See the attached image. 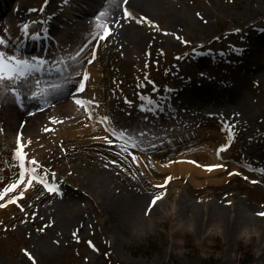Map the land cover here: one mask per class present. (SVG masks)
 I'll return each mask as SVG.
<instances>
[{"label": "rangeland", "instance_id": "1", "mask_svg": "<svg viewBox=\"0 0 264 264\" xmlns=\"http://www.w3.org/2000/svg\"><path fill=\"white\" fill-rule=\"evenodd\" d=\"M48 2L45 10H50L57 4V0ZM174 2L171 12L174 14L185 12L190 15L189 20L179 26H167L161 19L159 20L163 22L155 21L153 28L157 33L152 36L151 44L146 46L140 56L132 54L128 57L123 45L116 44L110 37L99 46L96 53L98 52L99 56L97 65L101 71V91L104 93L100 96L103 114L109 119L112 128L118 131L154 135L149 127L152 124L144 122V114L138 106L140 101L137 100V95L145 88L142 83L145 79L150 81L153 79L157 86L169 84V88L176 89L183 78L193 80L196 76L198 82H201L211 73L221 72L220 77L225 76L224 79L221 78L223 83L227 81L226 77L231 81L227 89H234L241 93L239 96L252 99L250 102L254 106L252 108L254 120L239 113L235 116L237 111L232 103L225 104L229 105L228 108L222 105L220 109L214 107L215 105H208L202 109L204 115H194L197 110H201L195 105L194 110L184 107L180 112L188 111L186 113L190 116L188 122L204 125L210 123L211 129L217 131L227 122L233 127L230 134L226 132L231 142L229 149L231 155L226 160L229 163L227 170L213 176L210 185L201 188L184 179H178L176 184L171 185L167 179L164 181L168 174L156 173V176L151 177L138 162L134 161L133 149L129 148L121 155L122 143L126 144L124 141H117L115 144H109L106 139L98 141L97 132L88 138L80 137L73 140L61 138L53 143L52 149L46 144L43 147V143L40 147L32 145L35 152L42 149L37 159L40 174L47 172L49 183L60 188L66 187L67 192L61 195L57 191L49 192L39 182L34 181L31 187L20 186L19 190H23L25 195L18 198V203L9 202L11 194L0 201V205H3L0 206V264H264V241H260L259 232L246 230L236 238L229 239L223 233L222 227L214 223L204 224L201 231H195L193 223L189 221L190 218H186L188 215L186 209L183 208L184 204L190 211L197 207L201 210H213L215 206L239 205L241 208L253 210L258 215L264 213V172L261 171L264 169V155L255 153L259 149L255 135L260 127L264 128V124L261 123L264 122V48L252 46L253 40L264 35V0ZM41 3L42 0H15L11 7L20 4L24 13L22 23L30 20L32 29L38 31L40 26L35 23L38 22L37 18L43 17L40 12ZM35 7L38 8L37 11ZM43 7L44 5L41 8ZM124 7H120L123 13ZM4 17L5 15L0 16V36L4 37L6 43L0 44V49L6 54L9 53L8 55H13L11 44L14 38L10 24L2 23ZM71 22L73 20L66 25L65 21H60L59 25H63L64 28L59 29L57 34L65 50L72 46L71 44L75 45L73 51L70 49L71 53L80 50L83 43L94 42L98 38L97 32L101 34L102 30L97 28L100 23L92 22L88 25L85 17H80L75 23ZM236 28H239V33L234 34ZM17 35L20 36L21 31L17 32ZM248 40H251L250 44ZM197 41L208 44L214 42L216 49L220 53L223 52L220 58L229 63L223 65L221 69L211 65L204 67L198 63L196 53L201 44L194 52L188 53L186 49L188 45ZM230 43L232 46H248L249 50L245 52V57L248 61L255 59L250 62L257 65L256 69L248 71L245 66L235 72L233 60L237 63L240 59L231 56L228 51H223ZM181 52H184L185 57L181 56ZM255 70H259V73H254L256 75L253 74ZM173 71L175 81L178 82L175 84L169 80V74ZM240 74L248 76L243 79L240 78ZM213 85L211 89H221L216 84ZM58 104L55 103L52 107ZM3 108L0 100L1 135H4L5 128H8L7 114L4 115ZM40 114L48 113L46 110L40 111L36 116ZM26 118L18 119L17 124H23L16 131L19 137L25 136L24 128L31 117ZM32 120L29 124L35 125L39 122V127L50 131V126L53 125L57 129L64 119ZM251 127H258L255 135ZM204 129L203 127L202 130ZM155 131L160 135L161 130ZM108 137L113 138L110 134ZM138 138L140 136H137ZM135 154L137 160V156L142 153L136 151ZM3 160L10 163L8 169L13 172V175L8 177L2 175L3 172L0 170V184L6 186L18 176L17 161L16 156L4 157ZM151 160L152 158L147 156V163H151ZM165 161L164 156L161 162ZM235 162L238 164L237 170H233ZM99 169L110 174L111 188L118 196L125 198V202L122 201L121 204L123 217L134 213L133 209H129V205L136 197H143L149 200L148 202H151L154 196L161 197L156 202L157 209L151 210L150 207L147 214L142 210V214L147 215L146 218L149 220L145 230L138 234L121 236L122 227H115L113 222L108 220L103 204L97 205L92 201L81 180L83 176ZM3 176L5 178H2ZM209 178L212 179L211 176ZM202 179L205 180L204 177ZM160 185L163 187H159ZM70 192L77 197L72 209L78 205L80 224L72 234L69 233L68 238L52 240L51 246L50 242L46 243L49 241L47 230L51 228L49 209L58 197ZM260 216L264 218V215ZM120 236L124 241H118ZM25 249L32 253L35 260L27 255Z\"/></svg>", "mask_w": 264, "mask_h": 264}, {"label": "bare ground", "instance_id": "2", "mask_svg": "<svg viewBox=\"0 0 264 264\" xmlns=\"http://www.w3.org/2000/svg\"><path fill=\"white\" fill-rule=\"evenodd\" d=\"M5 1L6 0H4V2ZM77 1H81L83 4L82 9L78 13V17H85V19L88 20V25L94 21H97L96 17L101 12L105 13L99 21L102 24H107L111 27V35L113 37L112 39L115 40L116 44L123 45V49L125 50V53L128 57H130L132 54L137 55V57L140 56L141 52L144 51L146 46L151 44L153 38L152 36L157 33V31L153 28V25L156 22H163L161 20H164L167 26H179L186 24L190 17V15L188 16V14L185 12L178 14L171 12V8L173 7L175 0H127L126 7L131 9L130 12L133 14L132 16H128L125 12L123 13V10H120L121 6H125L123 0H116L115 3H113V0ZM91 2L94 3L91 4ZM68 14H72L70 13V10L68 11ZM4 15L6 16L4 19H2V23L5 25L10 24V30H12V34L17 35V32H20L24 27V23H22L24 19L22 7L20 4H16L15 7L9 11V13L6 12ZM145 17L149 18L154 23L151 25H149L146 21L141 23ZM47 18L49 19L46 22V28H44L46 30V36L44 35V39L46 40L51 37L50 34H55L58 32V26L54 24L55 19L53 13L49 14ZM64 20L67 21L66 18H64ZM18 24H20V27L17 28ZM65 24L67 25V23ZM15 26L16 29L14 30ZM234 32V34L239 33V28H236ZM30 41L39 42L40 39H31L28 34H24V38L20 36L15 40V44H17L16 49L18 47H30L28 44ZM252 46L264 48V35L253 40ZM80 47L81 49L84 48L85 44L83 43ZM70 49H74V46L66 50V55L64 58L69 56L73 57V59H71L72 62H69L70 66L67 65L69 67V71L71 70V75L69 74L71 76V80L73 82H80L82 73L84 71L89 73L86 89L78 97L88 102L93 116H88V107L83 108L82 106L75 103L73 100L74 97L72 95H70L71 97L68 99V93L63 91L58 95H60L61 98H65L67 100L47 109L46 112L48 114H40L35 117H33V115H28L31 117L28 118V120H30L29 123L33 121V118H38V121H43V119L47 118H50L51 120L54 118L64 119L62 124L59 125V128L55 129V127L52 125L50 126L49 131L48 129L43 130L45 129L44 127H39V122H37L35 125L28 123V125L24 128L25 136L22 137L21 135L19 137L17 136L18 133L16 134V131H18L23 124L18 125V119L26 118L27 116H25V114L31 112L33 106L29 108V105L25 104L23 107L24 109L14 106V97H12L9 92L5 91V86H8V81H5L3 85H0V100L4 106L3 113L4 115L7 114L6 118L8 119V128H5L6 133L4 135L0 134V170L3 172L2 175L8 177L13 175V172L8 169L10 163H7V161L3 159L4 157L9 158L15 156V150L17 147H19L21 142L24 145L23 151L26 152L29 157H35L37 160L42 149H39V151L35 152L31 147L32 145H38V147H40V144L43 143V147L46 144L52 149L53 143H56L57 140H61V138L69 140L80 137L88 138L94 132H97L96 138L98 141L109 136L110 133L107 129L109 127L112 128L109 119L106 120V126H101L98 122L99 118L105 117L103 114L104 110L101 105L102 102L100 101V96L102 95V79L100 67L97 65L99 64L98 54L95 55L94 64L88 65L86 62L87 59L93 54V45L88 47L86 50L84 49V51L76 59L74 58L75 52L71 53L72 50L70 51ZM244 51L246 52V50ZM59 52L63 53V50L59 48ZM15 53L17 54V51H15ZM212 57V59L216 58L214 56ZM242 59L245 58L243 57ZM198 61L205 62V59H201L199 57ZM250 61H255V59H251ZM250 61L246 60L248 65H238V70H241V68L245 66H247L246 69L248 71L256 69L257 65L251 63ZM209 62L212 64V67L217 69H221L223 66L221 63H218V61L215 60H210ZM77 72L81 73V75H76ZM254 73H259V70H255L253 74ZM220 74L221 72H215V74L211 73L201 82H198L196 76L193 77V80L191 78H188V80L186 79L185 83H189V86L186 85L184 88L179 89L177 94L180 95L179 98L170 93L169 95L165 96L163 101L158 102L157 100L156 103L158 104H156L155 107L161 108L165 106V108H168L176 106L183 108L188 107L189 109L194 110L195 105L202 110L208 105H215L214 107L219 109L222 107V105L225 108H228L229 105L225 104L232 103L237 111L235 116L239 113L242 116H248V118L254 120V114L252 113V108L254 106L250 102L252 99L248 100L245 96H239L241 93L234 89H227L230 87L228 84H230L231 81L228 79V77H226L225 79L227 81L223 83L221 78L224 79L225 76L223 75L220 77ZM247 76L248 75L240 74V78L243 79L247 78ZM58 77L59 76L55 78ZM57 80L58 79L44 78L41 80V83L45 87L48 82H56ZM182 80L185 81V79ZM232 81L235 83L234 80ZM213 84H216L218 88L221 87V89H211L214 86ZM15 86L19 87V85ZM26 100L27 99L25 97L24 101L26 102ZM143 103L144 106L149 108V112L145 114V119L153 124L152 131L155 134L148 139V141H150L149 143H147L148 141H144L142 143L141 147L143 149V153L137 156V161L151 177L156 176V173H166L168 174V177H171L170 180L167 179L168 177L164 178V181L168 180V184L174 185L177 183L176 180L184 179L188 180L187 182L191 183L193 186L201 188L205 185H210L209 183L211 180H213V176L227 170L229 163L226 160L231 155L229 150L230 146L223 150L220 153V156L216 155V150L218 147L224 144L230 145V142L225 137L222 138V133L218 132L217 130L210 129L211 127H206L207 129L205 130H198L199 128H194L195 125L174 127L172 133L167 132V130L163 129L166 126L161 125V123L158 122V119L160 118L159 116H169V114L164 110L165 108L161 110L154 108L152 105H150L149 99ZM162 111H165V113H160ZM187 112L188 111L172 113L169 116L171 118L170 121H175L177 125L182 124L180 123L179 117H181V119H186ZM261 123L264 124V122ZM16 126L17 128L15 129ZM251 128L253 129V133L255 135L258 127ZM157 129L164 130L162 136H158L155 131ZM257 133L258 134L255 135V142L259 146V149L255 153L264 155V128L261 129L260 127V130ZM39 140H41V142ZM28 141H31V143H28ZM151 147H154L152 148L154 150L151 151ZM6 154H11V156ZM147 156L152 158L151 163H147ZM164 156L166 157V161L162 163L161 160ZM192 161H196V163H193ZM26 163L28 164V161ZM213 164H223L225 167L212 170L203 167L204 165ZM234 164L233 170L239 169L237 168V162ZM19 172L17 171V174ZM210 176L212 179L209 178ZM202 177H204L205 180H203ZM2 178L5 177L3 176ZM110 179L111 176L109 173H104L99 169L89 173L86 176H83L81 182L87 193H89L92 197V201L97 205L103 204L108 220L110 219L115 227H122L120 232L121 236H125L127 234L130 236L145 230L148 226L149 220L146 218L147 215L142 214V210L147 214L150 207L151 210H154L158 208V205H152L151 202H148L149 200H145L143 197H136L129 205V209H133L134 213L130 216L123 217L121 204L122 201L125 202V198H122L123 196H118L116 191L111 188L109 182ZM65 188L57 187V192L61 195L67 192ZM72 192L66 195L64 194L63 197H58L53 203L52 207L49 209L48 217L50 218L51 222L49 227L51 228L47 230L49 231V241L46 243L50 242L51 246L53 245L51 243L52 240H62L63 238H68L69 233L72 234V231H75V229L80 224L81 217L78 213V205L72 209L73 204L77 200V197H74L75 194ZM177 197H179V194ZM181 200L183 203V199ZM127 204L128 203H126V205ZM186 207L187 206L184 204L183 208L186 209L185 211L188 214L186 218H190L189 221L193 223L192 226L194 227L195 231H201L204 227V224L212 225L214 223L215 225L218 224L222 227L223 233H225V236L229 239L236 238L239 234L241 235L242 231L250 230L259 232L260 241H264V218H262L256 212H253L251 209L241 208L239 205H235L233 207L215 206L213 210H201L199 207H197L195 210L190 211V208ZM121 236L119 237L118 241H124V238Z\"/></svg>", "mask_w": 264, "mask_h": 264}, {"label": "snow or ice", "instance_id": "3", "mask_svg": "<svg viewBox=\"0 0 264 264\" xmlns=\"http://www.w3.org/2000/svg\"><path fill=\"white\" fill-rule=\"evenodd\" d=\"M116 0H113V3H115ZM123 3L125 5L124 7V12L128 16H132L133 14L128 11V8L126 7L127 5V0H123ZM105 13L101 12L97 17V21L101 19V17ZM147 22L149 25L153 24L154 22L150 20L149 18L145 17L144 20L141 21V23ZM27 25H24V28L27 29ZM98 29H101L103 32V36L107 37L109 33L111 32V27L107 24H98L97 25ZM39 35V34H37ZM100 36V32H97V37ZM6 41L3 36H0V44H5ZM80 55V52L76 53V56L78 57ZM73 59V57L69 56V60ZM95 59V54L91 55L90 59L87 61L88 63H91L92 60ZM48 63L45 58L42 57H35V58H22L18 57L16 55H8L4 51L0 50V85H3L5 81H11L13 85H22L32 79V74L36 70L43 71L44 70V65ZM67 61L61 62L57 64V67L61 68L63 70L64 64H66ZM71 75V70L69 72ZM76 75H81V73L77 72ZM83 80L81 81L78 91H82L84 89V83L83 81H86L89 77V73L87 71H84L82 73ZM40 81H35V88L34 90H29V95L34 98V99H43L48 91L49 88L47 85L42 89L40 86ZM60 85H54L53 87H59ZM5 91L10 92L13 94L15 99L20 100L23 97V92L21 88L17 86H5ZM47 102V101H45ZM76 103L78 105L86 106L88 107V116L91 117L93 116V113L91 111V107L88 106V102L86 100H81V99H76ZM147 111V109H145ZM101 120V123L106 121L108 118L107 117H102L99 118ZM108 132L110 133L111 137H105V139L108 141L109 144H115L117 141H127L126 144L122 143V150H121V155H123L124 152L128 151L129 148L133 149H138L142 145L140 141L137 139V136H142L145 135L144 132H139L133 134L131 131H124L120 130L118 131L115 128L109 127ZM28 143H31V141H28ZM230 145L229 144H224L220 146V151H223L227 149ZM23 143L21 142L19 144V147L16 148L15 150V156L16 159L19 160V175L18 177L11 183H7L6 186L3 184H0V201L5 200L6 197L11 194V200L9 202H19V197H23L25 195V192L23 190H19L21 185H26L28 187H31L33 182H39L41 185H43L49 192H55L57 191V187L50 184L47 177L48 173L45 172L43 175L40 174L38 171L39 167V162L35 159V157H29L26 152L23 151ZM132 159L136 162V154L135 152L132 153ZM27 161H30V166L26 163ZM193 163H196V161H192ZM115 163V161H113ZM203 167H206L209 170L216 169V168H222L225 167L223 164H213V165H204ZM262 172H264V169H261ZM168 180L171 179L169 176L167 178ZM159 187H163V185H160ZM161 199L160 196H154L151 200V204L155 205L157 200ZM3 206V205H0ZM21 207H23L21 205ZM260 215H264V213H260ZM79 238V237H77ZM91 244V241H89ZM93 247H95L93 245ZM25 252L29 257H31L33 260H35V257L32 256L31 252H28L27 249H25Z\"/></svg>", "mask_w": 264, "mask_h": 264}]
</instances>
